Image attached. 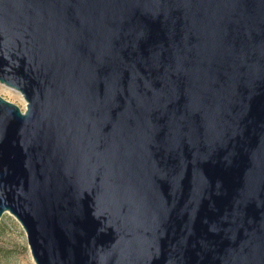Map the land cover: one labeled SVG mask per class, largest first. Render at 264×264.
<instances>
[{
  "label": "water",
  "instance_id": "1",
  "mask_svg": "<svg viewBox=\"0 0 264 264\" xmlns=\"http://www.w3.org/2000/svg\"><path fill=\"white\" fill-rule=\"evenodd\" d=\"M0 83L34 264H264V0H0Z\"/></svg>",
  "mask_w": 264,
  "mask_h": 264
},
{
  "label": "rangeland",
  "instance_id": "2",
  "mask_svg": "<svg viewBox=\"0 0 264 264\" xmlns=\"http://www.w3.org/2000/svg\"><path fill=\"white\" fill-rule=\"evenodd\" d=\"M0 96L24 109L22 94L0 83ZM0 264H34L24 229L17 219L5 212L0 217Z\"/></svg>",
  "mask_w": 264,
  "mask_h": 264
}]
</instances>
